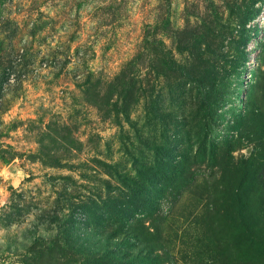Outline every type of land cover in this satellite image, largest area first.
Wrapping results in <instances>:
<instances>
[{"label": "rangeland", "instance_id": "1", "mask_svg": "<svg viewBox=\"0 0 264 264\" xmlns=\"http://www.w3.org/2000/svg\"><path fill=\"white\" fill-rule=\"evenodd\" d=\"M0 264H264V0H0Z\"/></svg>", "mask_w": 264, "mask_h": 264}, {"label": "trees", "instance_id": "2", "mask_svg": "<svg viewBox=\"0 0 264 264\" xmlns=\"http://www.w3.org/2000/svg\"><path fill=\"white\" fill-rule=\"evenodd\" d=\"M246 234L244 233L243 235H242V233H239V236L241 237V240L238 242V243H240V242H243L244 241V237L243 236H245ZM247 236V235H246ZM258 238H257V240L256 241H252V242H249L247 239H246V241H248V244L250 245V246H258L259 248H260V245H261V242H260V240H262V238H261V235H258L257 236ZM234 241V239L232 240V242ZM231 242V243H232ZM238 243H237V245H238Z\"/></svg>", "mask_w": 264, "mask_h": 264}]
</instances>
